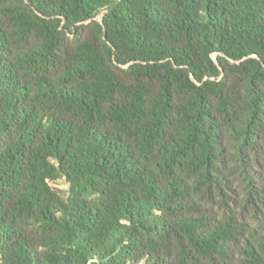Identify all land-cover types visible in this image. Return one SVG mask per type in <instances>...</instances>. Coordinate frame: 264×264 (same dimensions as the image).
<instances>
[{
    "label": "trees",
    "instance_id": "obj_1",
    "mask_svg": "<svg viewBox=\"0 0 264 264\" xmlns=\"http://www.w3.org/2000/svg\"><path fill=\"white\" fill-rule=\"evenodd\" d=\"M0 264H264V0H0Z\"/></svg>",
    "mask_w": 264,
    "mask_h": 264
},
{
    "label": "rangeland",
    "instance_id": "obj_2",
    "mask_svg": "<svg viewBox=\"0 0 264 264\" xmlns=\"http://www.w3.org/2000/svg\"><path fill=\"white\" fill-rule=\"evenodd\" d=\"M58 188H60V189H66L67 187H66L65 184H63L62 182H60V183L58 184Z\"/></svg>",
    "mask_w": 264,
    "mask_h": 264
}]
</instances>
